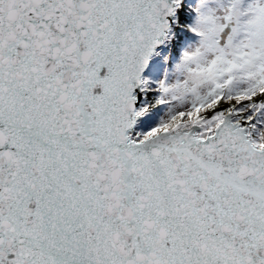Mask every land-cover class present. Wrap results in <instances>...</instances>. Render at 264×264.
Instances as JSON below:
<instances>
[{"label": "snow or ice", "instance_id": "obj_1", "mask_svg": "<svg viewBox=\"0 0 264 264\" xmlns=\"http://www.w3.org/2000/svg\"><path fill=\"white\" fill-rule=\"evenodd\" d=\"M0 264H264V0H0Z\"/></svg>", "mask_w": 264, "mask_h": 264}]
</instances>
